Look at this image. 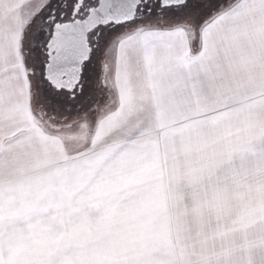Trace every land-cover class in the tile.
<instances>
[{"label":"snow or ice","instance_id":"obj_1","mask_svg":"<svg viewBox=\"0 0 264 264\" xmlns=\"http://www.w3.org/2000/svg\"><path fill=\"white\" fill-rule=\"evenodd\" d=\"M0 264H264V0H0Z\"/></svg>","mask_w":264,"mask_h":264}]
</instances>
